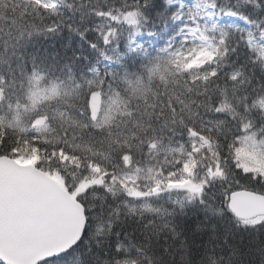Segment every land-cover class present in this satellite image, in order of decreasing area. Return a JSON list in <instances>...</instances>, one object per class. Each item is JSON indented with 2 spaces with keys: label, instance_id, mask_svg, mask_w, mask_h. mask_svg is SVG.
Returning a JSON list of instances; mask_svg holds the SVG:
<instances>
[{
  "label": "snow or ice",
  "instance_id": "obj_1",
  "mask_svg": "<svg viewBox=\"0 0 264 264\" xmlns=\"http://www.w3.org/2000/svg\"><path fill=\"white\" fill-rule=\"evenodd\" d=\"M0 264H264V0H0Z\"/></svg>",
  "mask_w": 264,
  "mask_h": 264
}]
</instances>
